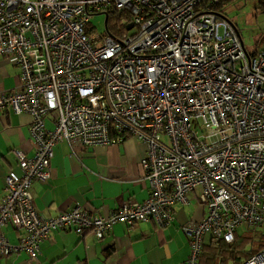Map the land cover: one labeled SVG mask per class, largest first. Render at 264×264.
<instances>
[{"label":"built area","instance_id":"1","mask_svg":"<svg viewBox=\"0 0 264 264\" xmlns=\"http://www.w3.org/2000/svg\"><path fill=\"white\" fill-rule=\"evenodd\" d=\"M220 5L0 0V57L20 69L17 89L0 95V114H30L35 144L32 157L14 150L18 165L5 176L0 256L36 259L56 230L103 239L117 224H167L174 205L188 204L197 188L207 215L184 227L191 247L185 264H200L206 242L232 243L241 227L264 229V50L249 53ZM100 13L107 35L91 32ZM115 14L125 17L117 31L109 26ZM128 137L147 146L146 200L108 214L38 212L33 183L52 178L57 144L95 147ZM8 224L24 232L17 243L3 232ZM240 264H264V247Z\"/></svg>","mask_w":264,"mask_h":264},{"label":"crops","instance_id":"2","mask_svg":"<svg viewBox=\"0 0 264 264\" xmlns=\"http://www.w3.org/2000/svg\"><path fill=\"white\" fill-rule=\"evenodd\" d=\"M246 49L252 54L261 51ZM19 75L18 67L0 57V95L17 89ZM31 123L28 113L10 109L0 114V202L5 195V176L18 165L14 150L28 157L35 154ZM47 125L53 128L51 120ZM146 152V144L135 137L95 147L60 142L51 161L52 178L33 183L36 209L44 217L75 207L108 214L126 202H143L150 195L141 164ZM200 193L197 188L189 194L188 204L176 203L173 219L167 224L153 220L133 227L117 224L103 239L92 233L80 236L72 230H56L41 243L36 259L25 252L13 253L0 256V264H185L191 247L184 227L207 215ZM3 232L11 243L24 234L11 224Z\"/></svg>","mask_w":264,"mask_h":264},{"label":"rangeland","instance_id":"3","mask_svg":"<svg viewBox=\"0 0 264 264\" xmlns=\"http://www.w3.org/2000/svg\"><path fill=\"white\" fill-rule=\"evenodd\" d=\"M225 0L222 10L226 14L227 20L237 25L241 33V37L245 46L253 51L255 48L258 50L264 49V7L259 6L256 0H237L228 3ZM123 16L120 20L111 18L109 22L110 28L117 31L116 25H123ZM106 16L104 13L95 14L91 19V32L97 35H107V29L105 24ZM136 29L131 30L135 32ZM250 233V229L247 227H241L238 234L241 237L247 236ZM209 240V238H207ZM217 245V244H216ZM251 248V244L247 245L246 250ZM246 258L243 257L241 261ZM240 261V262H241Z\"/></svg>","mask_w":264,"mask_h":264},{"label":"trees","instance_id":"4","mask_svg":"<svg viewBox=\"0 0 264 264\" xmlns=\"http://www.w3.org/2000/svg\"><path fill=\"white\" fill-rule=\"evenodd\" d=\"M223 3L225 0H222ZM237 0H229L228 3ZM248 1V0H245ZM259 6L264 7V0H256ZM222 9V6H218ZM111 16L109 22L111 21ZM117 21L122 18L121 14L113 15ZM125 27V26H124ZM250 233L247 236L241 237L236 233L234 242L214 244L212 241L206 242L203 250L200 264H240L256 252L264 247V229L263 228H249ZM251 244V248L246 250L247 245ZM244 258L242 261L241 259ZM241 261V262H240Z\"/></svg>","mask_w":264,"mask_h":264},{"label":"water","instance_id":"5","mask_svg":"<svg viewBox=\"0 0 264 264\" xmlns=\"http://www.w3.org/2000/svg\"><path fill=\"white\" fill-rule=\"evenodd\" d=\"M107 22H108V17L106 15V20H105L106 28H107ZM132 27H133V25L131 24L128 26V29H131Z\"/></svg>","mask_w":264,"mask_h":264},{"label":"bare ground","instance_id":"6","mask_svg":"<svg viewBox=\"0 0 264 264\" xmlns=\"http://www.w3.org/2000/svg\"><path fill=\"white\" fill-rule=\"evenodd\" d=\"M139 202V201H138Z\"/></svg>","mask_w":264,"mask_h":264}]
</instances>
